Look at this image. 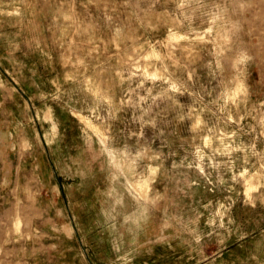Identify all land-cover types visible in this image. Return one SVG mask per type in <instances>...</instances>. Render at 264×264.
I'll return each instance as SVG.
<instances>
[{"label":"rangeland","instance_id":"1","mask_svg":"<svg viewBox=\"0 0 264 264\" xmlns=\"http://www.w3.org/2000/svg\"><path fill=\"white\" fill-rule=\"evenodd\" d=\"M0 264H264V0H0Z\"/></svg>","mask_w":264,"mask_h":264}]
</instances>
